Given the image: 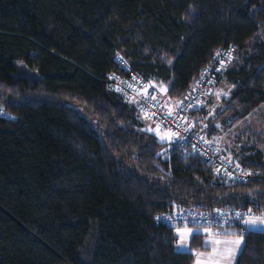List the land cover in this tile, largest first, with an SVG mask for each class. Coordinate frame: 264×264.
Segmentation results:
<instances>
[{
	"label": "trees",
	"instance_id": "obj_1",
	"mask_svg": "<svg viewBox=\"0 0 264 264\" xmlns=\"http://www.w3.org/2000/svg\"><path fill=\"white\" fill-rule=\"evenodd\" d=\"M229 45L232 89L209 126L264 103V0H0V264H193L159 214H264L261 135L242 163L259 177L212 182L181 144L163 159L170 142L105 80L139 72L179 100ZM242 235L235 264H264V231ZM191 247L208 249L203 233Z\"/></svg>",
	"mask_w": 264,
	"mask_h": 264
},
{
	"label": "built area",
	"instance_id": "obj_2",
	"mask_svg": "<svg viewBox=\"0 0 264 264\" xmlns=\"http://www.w3.org/2000/svg\"><path fill=\"white\" fill-rule=\"evenodd\" d=\"M236 46L229 45L216 52L215 60L201 70L200 77L194 87L176 102L164 99L160 91L149 89L148 80L139 72L131 71L126 76L121 73L108 74L107 84L112 90L122 95L128 104H133L142 116L151 121L156 132L168 134L170 137L189 149L191 154L200 156L211 165L213 181L238 180L248 181L260 176V170L246 167L222 149L208 141V137L198 128L193 119L194 113L201 110L225 64L233 57ZM121 67L130 71L125 59L117 57ZM172 104H169V103ZM0 116L8 115L0 109ZM249 216L264 220V214L253 215L251 212L235 208L201 209L175 206L157 216V223L172 227L201 225L225 232V227L238 225L240 233H245V222Z\"/></svg>",
	"mask_w": 264,
	"mask_h": 264
},
{
	"label": "rangeland",
	"instance_id": "obj_3",
	"mask_svg": "<svg viewBox=\"0 0 264 264\" xmlns=\"http://www.w3.org/2000/svg\"><path fill=\"white\" fill-rule=\"evenodd\" d=\"M117 57L124 59L121 55ZM151 81L153 82L151 83ZM150 83L154 90L160 91L161 88L164 89V84L161 81H158L157 78L149 80V84ZM214 87L216 88L215 93L213 92V94H210L208 97V103L201 110L194 113V123L209 138L210 143L214 141V144L212 143L214 146L222 149L227 154L235 158H239L237 161L242 162L247 160V156L253 152L251 147L255 144L254 133L261 135L264 139V103L236 124L233 123L235 117L227 115L221 120L217 122L215 121L213 126H209L206 125V123L212 121L209 119H212L213 116H216L218 111L224 109L223 98L228 95L232 89L230 82L228 83L224 79L218 80ZM109 89L114 91L111 88ZM176 101L177 100L174 102ZM129 106L133 110L135 117L142 116L133 104H129ZM163 140H167L171 145L168 149L161 153V157L163 159H168L174 144L177 143L178 145L180 143L176 139ZM245 225L247 229L250 227L264 230V220L255 218L254 216H249L246 219ZM206 228L209 227L201 225L185 226L182 228L178 227V229L175 230L176 235L179 238L177 250L193 252L195 256L193 264H235L238 257V251L236 248L234 249L224 246L223 243L227 237L224 235L226 231L224 233H220L217 229H215V232L219 235L214 232L215 236L210 241L211 247L208 246V249L206 250L194 249L191 247L192 236L195 233L200 232L204 234L205 232H208ZM227 228L228 227H225L224 229ZM239 235L241 234L239 233Z\"/></svg>",
	"mask_w": 264,
	"mask_h": 264
},
{
	"label": "crops",
	"instance_id": "obj_4",
	"mask_svg": "<svg viewBox=\"0 0 264 264\" xmlns=\"http://www.w3.org/2000/svg\"><path fill=\"white\" fill-rule=\"evenodd\" d=\"M148 80V79H147ZM158 81H160V80H158ZM153 81H151V83H152ZM162 82V81H161ZM148 83H149V80H148ZM151 83L149 84V89H153V87H151ZM158 83V82H157ZM163 83V82H162ZM215 87L212 89L213 91L211 92V94H213V92L215 93ZM166 90H167V87L164 85V89L163 88H161V93H162V95H163V97L165 98V100L166 101H169V102H173L174 103V101L173 100H171L168 96H167V94H166ZM169 102H167V103H169ZM207 103H208V101H207ZM206 103V104H207ZM169 104H172V103H169ZM139 121H140V123L142 124V127L145 129V130H150V131H153L154 133H156L158 136H159V138H161V139H173L174 140V138H172V137H170L167 133L165 134L163 131L161 132V133H158V132H156L155 130H154V128H153V125L151 124V121H149V120H147V119H145L143 116H139V117H136ZM193 119H194V116H193ZM207 125V124H206ZM208 141H209V138H208ZM210 142V141H209ZM212 142V141H211ZM213 144H214V141L212 142ZM216 143V142H215ZM231 156V155H230ZM231 157H233V156H231ZM233 158H235V157H233ZM237 158V157H236ZM235 158V159H236ZM239 158H237L236 160H238ZM241 160V159H240ZM239 163H243V161L242 162H240V161H238ZM182 228V227H181ZM249 229H253V230H259V231H264V230H262V229H255V228H250V227H248ZM180 229V228H179ZM207 230H208V232H205L204 233V235H205V238H204V244H205V246H210L211 247V239H213L214 238V236H215V233L216 234H218L217 232H215L216 230L215 229H213V228H206ZM215 232V233H214ZM200 233V232H199ZM224 233V232H223ZM241 234V233H240ZM219 235V234H218ZM224 235H226L227 237H226V239L224 240V246L225 247H231V248H236L237 249V251H238V254H239V252H240V250H241V248H242V246H243V243H244V237H243V235L241 234V235H239L238 233L237 234H234V233H230V232H226V233H224Z\"/></svg>",
	"mask_w": 264,
	"mask_h": 264
},
{
	"label": "bare ground",
	"instance_id": "obj_5",
	"mask_svg": "<svg viewBox=\"0 0 264 264\" xmlns=\"http://www.w3.org/2000/svg\"><path fill=\"white\" fill-rule=\"evenodd\" d=\"M208 164V163H207ZM210 165V164H209ZM210 167H211V165H210ZM212 171V170H211ZM213 174V173H212ZM213 178H214V175H213ZM215 181H220V180H218V179H215L214 181H213V179H212V182H215Z\"/></svg>",
	"mask_w": 264,
	"mask_h": 264
},
{
	"label": "water",
	"instance_id": "obj_6",
	"mask_svg": "<svg viewBox=\"0 0 264 264\" xmlns=\"http://www.w3.org/2000/svg\"><path fill=\"white\" fill-rule=\"evenodd\" d=\"M229 96V95H228Z\"/></svg>",
	"mask_w": 264,
	"mask_h": 264
}]
</instances>
